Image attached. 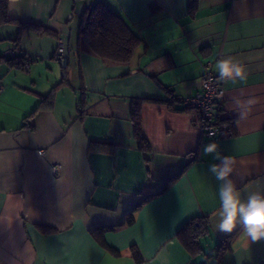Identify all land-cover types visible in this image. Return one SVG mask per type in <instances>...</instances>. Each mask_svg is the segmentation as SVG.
<instances>
[{"label": "crops", "instance_id": "1", "mask_svg": "<svg viewBox=\"0 0 264 264\" xmlns=\"http://www.w3.org/2000/svg\"><path fill=\"white\" fill-rule=\"evenodd\" d=\"M191 1L8 0L0 264H264V240L252 242L239 226L217 230L219 182L208 169L219 161L203 154L214 142L232 158L242 200L264 192V0ZM95 2L141 37L130 61L98 56L79 34ZM12 48L26 66L8 62ZM229 56L247 78L219 79L229 131L210 139L195 111L175 107L199 90L208 63L218 76L217 61ZM190 220L202 228L193 249L178 234Z\"/></svg>", "mask_w": 264, "mask_h": 264}, {"label": "trees", "instance_id": "2", "mask_svg": "<svg viewBox=\"0 0 264 264\" xmlns=\"http://www.w3.org/2000/svg\"><path fill=\"white\" fill-rule=\"evenodd\" d=\"M197 0H192L191 5L195 6ZM9 21L8 17V0H0V24ZM79 34L86 39L88 45L94 53L98 56L117 62H128L132 58V55L138 45L142 43L141 37L138 33L124 20V18L114 12H112L107 6L102 2L93 3L79 18ZM8 62L11 65H19L24 67L25 60L28 57H20L15 55V57L6 56ZM179 103V102H178ZM176 110L184 111H194L191 108H187L180 103L175 107ZM132 117L134 119V131L141 140L143 147L147 144H143L142 136L139 133V122L138 113L133 109ZM224 122V119L220 120ZM229 127L226 126V130L220 134H228ZM195 220H190L183 228L178 232L180 239L184 242L188 248L193 249L194 244H196L195 238L202 231L201 226L190 228L194 224ZM204 226L206 222H204ZM206 227V226H205ZM204 229V228H203ZM226 242V241H223ZM223 242L218 249L216 257L220 255L227 249ZM132 255L136 262H140L136 249L131 248Z\"/></svg>", "mask_w": 264, "mask_h": 264}, {"label": "clouds", "instance_id": "3", "mask_svg": "<svg viewBox=\"0 0 264 264\" xmlns=\"http://www.w3.org/2000/svg\"><path fill=\"white\" fill-rule=\"evenodd\" d=\"M215 68L221 80L235 81L247 78L245 67L231 56L218 60ZM203 154L212 155L214 160L219 161L211 164L208 169L219 182L220 208L217 213V230L231 233L239 226L252 242L264 240V192H251L246 200H242L230 178L233 174L232 158L222 155L214 142L204 145Z\"/></svg>", "mask_w": 264, "mask_h": 264}, {"label": "built area", "instance_id": "4", "mask_svg": "<svg viewBox=\"0 0 264 264\" xmlns=\"http://www.w3.org/2000/svg\"><path fill=\"white\" fill-rule=\"evenodd\" d=\"M6 55L15 57L16 53L12 48L6 51ZM54 59L59 62L64 60V44L61 39L58 40ZM25 61L24 66L29 63L28 60ZM222 99L223 89L220 80L208 63L201 73L199 90L189 97L180 98L179 103L196 112L198 129L203 136L213 139L226 130V125L220 121L222 120ZM39 152L42 153L43 151ZM58 170L59 165H54L53 171Z\"/></svg>", "mask_w": 264, "mask_h": 264}]
</instances>
